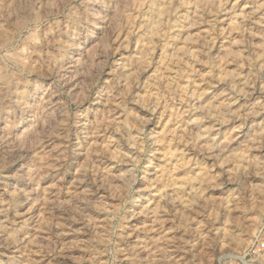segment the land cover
<instances>
[{
	"label": "clouds",
	"instance_id": "1",
	"mask_svg": "<svg viewBox=\"0 0 264 264\" xmlns=\"http://www.w3.org/2000/svg\"><path fill=\"white\" fill-rule=\"evenodd\" d=\"M0 264H264V0H0Z\"/></svg>",
	"mask_w": 264,
	"mask_h": 264
}]
</instances>
